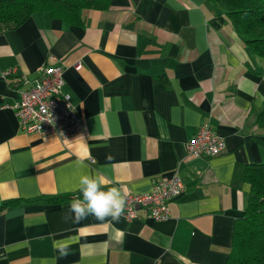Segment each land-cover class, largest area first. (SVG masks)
Here are the masks:
<instances>
[{
	"label": "crops",
	"instance_id": "obj_1",
	"mask_svg": "<svg viewBox=\"0 0 264 264\" xmlns=\"http://www.w3.org/2000/svg\"><path fill=\"white\" fill-rule=\"evenodd\" d=\"M81 14L71 25L37 12L0 32V71L14 69L0 74V205L18 200L0 210V264H225L248 198L244 168L264 161L255 124L264 58L210 0H113ZM50 56L83 119L65 139L25 133L10 107L9 83L33 79ZM202 124L224 139L213 156L186 151ZM85 174L126 194L177 174L185 190L163 221L137 209L131 220L66 222ZM65 194L72 198L45 200Z\"/></svg>",
	"mask_w": 264,
	"mask_h": 264
},
{
	"label": "trees",
	"instance_id": "obj_2",
	"mask_svg": "<svg viewBox=\"0 0 264 264\" xmlns=\"http://www.w3.org/2000/svg\"><path fill=\"white\" fill-rule=\"evenodd\" d=\"M113 0H0V32L23 24L33 13L47 12L67 24H82L83 9H106ZM220 6L233 29L247 47L264 58V0H210ZM10 85L12 83H9ZM255 124L264 130V109ZM243 178L249 185L248 198L241 218L232 233L231 247L225 264H264V161L248 164ZM72 198L65 194L45 198L58 203ZM8 200L0 210L15 206Z\"/></svg>",
	"mask_w": 264,
	"mask_h": 264
},
{
	"label": "built area",
	"instance_id": "obj_3",
	"mask_svg": "<svg viewBox=\"0 0 264 264\" xmlns=\"http://www.w3.org/2000/svg\"><path fill=\"white\" fill-rule=\"evenodd\" d=\"M51 62L38 67L33 79L22 75L12 81L11 87L17 99L10 105L25 133H55L60 139L77 134L83 129V119L75 112L69 95L63 91V69L57 65L54 56ZM13 68L0 71L8 79ZM225 146L224 139L218 136L209 124L200 125L186 145L188 154L196 157H209L217 154ZM93 162V159H89ZM185 186L177 174L162 177L153 182L147 193H128L123 217L131 220L137 217V209L145 216L163 221L169 217L168 201L180 195Z\"/></svg>",
	"mask_w": 264,
	"mask_h": 264
},
{
	"label": "clouds",
	"instance_id": "obj_4",
	"mask_svg": "<svg viewBox=\"0 0 264 264\" xmlns=\"http://www.w3.org/2000/svg\"><path fill=\"white\" fill-rule=\"evenodd\" d=\"M77 190L81 195L69 203L68 212L63 217L66 222L78 223L89 215L101 222H119L126 202V193L121 188L106 187L99 174H85L79 178ZM58 250L62 256L68 255L67 245Z\"/></svg>",
	"mask_w": 264,
	"mask_h": 264
}]
</instances>
